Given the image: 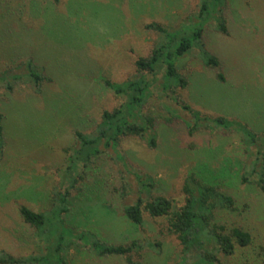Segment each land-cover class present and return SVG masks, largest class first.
Listing matches in <instances>:
<instances>
[{"label": "rangeland", "instance_id": "rangeland-1", "mask_svg": "<svg viewBox=\"0 0 264 264\" xmlns=\"http://www.w3.org/2000/svg\"><path fill=\"white\" fill-rule=\"evenodd\" d=\"M200 1L62 0L55 6L52 0H0V79L21 75L12 80L13 92L0 80L7 140L0 156V250L16 256L43 250V238L22 221L18 204L36 211L51 207L59 171L75 144L74 132L93 133L103 111L124 101L106 88L105 79L134 77L135 59L149 56L162 40L148 25L180 30L197 21ZM227 14L228 34L216 30L214 17L206 27L205 42L221 66L208 68L194 48L179 61L180 72L189 78L187 88L175 87L176 93L170 90L167 96L154 87L145 111L174 120L159 122L156 147L150 146V135L125 136L119 151L126 165L113 151L96 161L105 187L99 199L73 202L66 215L76 234L64 254L68 264H130L125 256H99L91 246L96 237L112 244L136 240L134 264H193L194 256L209 245L195 244L186 254L177 236L168 233V217L145 212L143 224L137 225L123 211L139 197L150 200L151 194L182 206L193 173L223 176L220 180L234 192L239 210L248 213L263 236L241 264H264V186L242 181L254 169L257 146L239 128L224 129L212 121L223 117L248 123L264 150V0H229ZM29 59L54 80L42 94L34 91L27 74ZM177 95L201 113L200 120L176 102L172 96ZM255 170L252 179L258 180L260 164ZM137 174L154 183L151 194ZM83 230L95 234L90 242L78 237Z\"/></svg>", "mask_w": 264, "mask_h": 264}, {"label": "trees", "instance_id": "trees-1", "mask_svg": "<svg viewBox=\"0 0 264 264\" xmlns=\"http://www.w3.org/2000/svg\"><path fill=\"white\" fill-rule=\"evenodd\" d=\"M52 1L55 6L62 2ZM199 6L197 21L185 25L180 30L171 31L158 23L149 24L148 28L160 33L162 40L155 45L149 56L135 59L137 74L123 82L105 79L106 88L124 101L113 110L103 111L101 122L93 133L80 130L74 132L75 144L67 150V160L59 171L60 181L51 207L45 211H36L27 204H18L22 221L43 238V250L38 254L26 256H16L0 250V264H68L64 254L70 238L76 234L66 215L70 213L73 202L99 199L105 187L98 178L100 175L95 167L96 161L102 154L107 153L106 151H113L115 157L126 165V159L119 151L121 140L125 136L145 138L150 135L149 144L156 147L155 135L159 122L172 124L174 120L146 112L145 105L154 87H161L167 96H171L170 90L173 94L176 93L175 87L185 89L189 86V78L180 72L179 61L194 48L200 49L208 68L217 69L221 66L219 57L208 49L205 42L206 27L214 17L217 21L216 30L224 34L229 33V0H201ZM26 69L37 94L43 93L45 84L54 82L32 59L27 60ZM20 77L21 75L17 74L4 75L0 80L13 92L12 80ZM219 80L225 81L223 74H219ZM172 97L192 114L196 121L201 119V113L182 103L178 95ZM204 118L209 119L206 116ZM4 119V114L0 112V156L4 155L7 146ZM212 121L224 129L239 128L251 139V143L257 146L254 169L250 175H242V181L263 187L264 150L259 134L250 129L248 123L239 124L223 117L214 118ZM257 164L261 166L258 180L252 179ZM137 176L146 191L151 194L154 183L143 182L142 176ZM93 177L94 180L91 181ZM221 177L223 176L211 175L201 178L193 173L185 184L187 198L182 206L176 207L170 198L151 194L150 200L139 197L135 203L125 205L124 215L137 225L143 224L145 212L153 217H168V233L177 236L186 254L195 244L202 245L201 247L209 245L210 248L201 250L194 256L196 259L193 264H241L243 256L251 251L252 254L256 252L255 249L259 247L263 236L258 227L250 223L251 217L248 213L239 210L238 199L228 183L220 180ZM91 236L95 234L89 230H83L78 235L84 242H90ZM91 244L99 256H125L130 264L135 263L131 257L137 248L136 240L126 244H112L96 237ZM220 254H223L224 258L219 257ZM229 257L231 258L228 261Z\"/></svg>", "mask_w": 264, "mask_h": 264}]
</instances>
